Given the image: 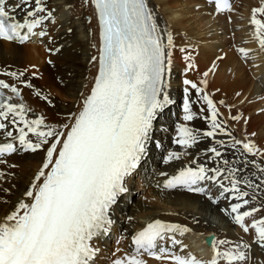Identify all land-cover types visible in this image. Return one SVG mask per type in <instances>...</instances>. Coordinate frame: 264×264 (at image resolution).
<instances>
[{"label":"snow or ice","instance_id":"snow-or-ice-1","mask_svg":"<svg viewBox=\"0 0 264 264\" xmlns=\"http://www.w3.org/2000/svg\"><path fill=\"white\" fill-rule=\"evenodd\" d=\"M208 3L217 13L233 10L230 0ZM84 4L94 8L97 20L98 55L92 56L90 63L97 62L98 71L78 111L67 114V122L58 126L49 123L22 101L21 87L33 88L25 79L26 69L0 73L13 81L0 78V136L4 138L0 164L16 153L44 152L28 187L0 218V264H94L98 249L93 241L108 234L110 212L150 150L153 122L172 103L168 76L177 45L170 26L161 27L149 0H84ZM18 10L22 16L16 14ZM45 22L55 20L54 10L44 0H16L15 4L0 0V39L4 41L20 46L39 42L49 55H55L60 49L45 44V39L48 43L52 40ZM250 24L252 39L264 51V4L252 9ZM179 52L187 62L185 72L193 70L196 66L187 47H179ZM238 52L244 59L249 57V50L239 48ZM30 67L37 69L36 65ZM214 70L205 71L199 83L183 80V120L193 121L197 117L193 105L200 104V112H207L203 119L209 130L177 125L173 142L184 151L169 152L164 161H178L201 141L210 139L212 144L201 153L204 162L192 159L195 167L186 165L171 176L160 173L166 178L158 186L206 195L213 203L228 200L224 211L244 233L254 230V243L264 248V218L245 222L264 210V204L250 206L264 188V150L247 138H236L229 130L228 121L206 91L207 77ZM190 89L195 91L196 100H192ZM35 95L48 100L39 91ZM229 119L242 118L233 115ZM225 152H232L234 159H227ZM248 156H259L261 163L249 161ZM249 165L255 169L250 175L245 173ZM6 175L0 172V181ZM211 187L219 192L215 199ZM8 191L0 188V192ZM190 232L187 226L154 220L132 236V254L112 264H147L144 256L167 264H245L248 260L250 245L242 241L223 250L219 246L230 242L214 241L207 262L191 253L184 255L186 245L178 237Z\"/></svg>","mask_w":264,"mask_h":264},{"label":"bare ground","instance_id":"bare-ground-1","mask_svg":"<svg viewBox=\"0 0 264 264\" xmlns=\"http://www.w3.org/2000/svg\"><path fill=\"white\" fill-rule=\"evenodd\" d=\"M15 2L16 0H13L11 4H15ZM44 2L54 10L55 20L54 23L45 22L47 31L52 38L51 43L45 39V44L50 48H59L60 51L54 56H48L44 54V45H40V47L38 44L17 46L15 42L0 41V73L26 69L25 79L33 85V88L21 87L22 101L32 108L35 115H44L47 122L58 126L67 122L66 116L69 112L75 114L78 111L83 96H86L90 89L97 68V62L90 63V61L92 56L98 55V26L94 8L85 5L83 0H44ZM149 3L157 13L161 27L168 25L173 32L177 45L173 54V65L180 66L181 69L186 67V61L183 59V54L179 52V47H187L193 58L192 63L196 67L191 70L186 79L199 83L204 78L203 73L214 68L215 70L207 77L206 91L217 103L222 118L228 121L229 130L236 138H247L258 149L264 150V76L261 75L264 72V51H261L258 44L252 39L253 26L250 25L252 9L264 4V0H234L233 10L226 13H216L211 6L200 0H149ZM16 14L23 15L20 10ZM86 15L90 17L88 22L84 18ZM258 18L260 17L258 16ZM239 48L249 50L247 59L241 57L238 52ZM43 56L52 61V68L42 65L41 58ZM15 57H18L19 60ZM217 57H223V59H217ZM31 65H36L37 69L31 68ZM33 71H36L35 80L28 76ZM176 73L177 71L172 67L168 76L169 87L167 89L172 103L167 107L183 104L184 94L178 78L175 77ZM0 78L9 83L13 82L7 76L0 75ZM56 79H59L60 83L56 84ZM37 91L43 96L58 93L61 97L66 98V105L55 102L54 105L42 100L35 95ZM190 96L192 100L197 99L194 90L190 89ZM221 100L224 101L223 105L219 104ZM200 107V104L193 105V111L197 113V117L190 122L183 120V111H176L180 115L179 125L186 123L188 127L201 132L209 130L208 122L203 119L207 112L202 115ZM204 107L206 109V105ZM233 115H238L242 119L231 121L229 118ZM161 126L169 130L166 147L168 151L165 157L169 152L184 151L179 145L171 147V142L177 135L173 124L168 121L166 124L160 125L159 129ZM159 137L162 138V136ZM217 138L227 140V137ZM3 140L4 138L0 136V142ZM211 144L210 139L201 141L196 147L188 150V155L182 156L170 169L161 168L154 156L151 158V162L143 161L140 164V171H142L141 174L145 173V178L143 177L141 182L137 181L139 176L136 172L130 177L126 187L128 191L134 193L130 194L127 199L120 200L124 202V207L119 210L113 207L110 217L118 213L117 221L122 222L121 228L125 230L129 228L133 232L156 219L187 226L191 232L183 237H178L186 245L182 254L191 253L205 262L211 258L212 252L204 247L201 238L206 233L215 232V241L230 242L229 245L219 246L220 250L242 241L250 245L248 250L250 264H261L262 261L264 262V248L262 250L258 244L254 243V230L250 229L249 233H244L224 211L228 208V200L221 198L217 200L219 204L214 205L212 200L205 195L200 197L183 192L165 191L161 186H158L159 179L164 178L160 173L164 172L170 175L186 165L195 167L191 164L192 159H198L203 163L201 153ZM235 155L239 156L240 152L237 151ZM43 157L44 152H38L36 154L16 153L4 158L7 163L0 164V172L7 175L3 181H0V188H7L9 191L0 192V218L12 208L26 190L35 172L41 166ZM225 157L229 160L234 159L232 152H225ZM247 159L261 163L259 156H248ZM9 165H16V167H9ZM209 166L214 165L210 164ZM151 167L153 170H150ZM253 172L255 169L251 165L245 170L248 175ZM134 178L136 179L132 181ZM253 179L258 183V180H255L254 177ZM142 184L145 187L150 185L147 191L149 196L155 199L153 202L156 203H147V200L143 202L144 204L137 203L131 207L126 219L124 215L129 211L132 199L133 202L138 201L134 200V194L137 193V187ZM263 190L264 188L256 193L257 200L251 203V207H260L264 204ZM145 194L147 195V193ZM211 195L216 198L219 195L218 190L215 188V192L211 191ZM149 196L147 199L150 198ZM261 218H264V210L246 218L245 222L251 224L253 220ZM121 247L122 245L115 248L114 254L109 257H107L108 254H104L106 251L101 250L100 262H107L111 258L110 263L112 264L113 260L117 258L126 254L131 255L126 247L120 251ZM145 260L147 264H165Z\"/></svg>","mask_w":264,"mask_h":264},{"label":"rangeland","instance_id":"rangeland-1","mask_svg":"<svg viewBox=\"0 0 264 264\" xmlns=\"http://www.w3.org/2000/svg\"><path fill=\"white\" fill-rule=\"evenodd\" d=\"M84 1V0H83ZM44 54L45 55H48L49 56V54H47V52L45 51L44 52ZM56 55V54H55ZM54 56V55H53ZM16 59L18 58V57H15ZM43 59H45V60H43ZM18 60H19V58H18ZM49 59H46L45 58V56H43L42 58H41V63H42V65H46V66H48V67H51L52 68V63L51 64H44V61H48ZM29 78H32V79H34L35 80V78H36V76L35 77H33L32 76V73L30 72L29 73ZM55 83L56 84H58V83H60V80L59 79H56V81H55ZM52 96V97H51ZM48 97V102L49 103H51V104H54L55 105V103L57 104H60V105H66V98H64V97H61V95L60 94H58V93H55V94H51V95H49V96H47ZM55 102V103H54ZM206 112V111H205ZM205 112L204 113H201L202 115H204L205 114ZM203 121V120H202ZM150 186V185H149ZM148 186V187H149ZM148 187H146V190H148ZM146 190H143V188H141V187H138L137 188V193H135V195H134V200H138V201H134L133 202V199H132V201H131V204H130V207H129V211H127L126 213H125V218L127 219L128 218V216H127V214H129V212H130V209H131V207H134L137 203H139V202H141V203H143V202H146V200L144 199V198H141V196L146 192ZM263 192H264V190H263ZM134 192H132V194H133ZM145 196H146V199H147V196H149V193H148V191H147V195L145 194ZM132 197V196H131ZM150 197V196H149ZM137 198H139V199H137ZM141 198V199H140ZM145 201H144V200ZM149 200V201H148ZM153 201H155V199L154 198H148L147 199V203H150V202H152V204H155L156 202H153ZM133 204V205H132ZM144 204V203H143ZM262 250H263V248H261ZM110 260H111V258H110ZM110 260H108L107 262H105L104 261V264H111L110 263ZM246 262H248V263H246ZM245 262V264H250V258H248V260ZM261 264H264V262L262 261L261 262Z\"/></svg>","mask_w":264,"mask_h":264},{"label":"water","instance_id":"water-1","mask_svg":"<svg viewBox=\"0 0 264 264\" xmlns=\"http://www.w3.org/2000/svg\"><path fill=\"white\" fill-rule=\"evenodd\" d=\"M214 239H215V235L213 233L207 234L202 237L203 242L210 249H212Z\"/></svg>","mask_w":264,"mask_h":264}]
</instances>
